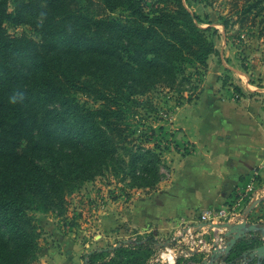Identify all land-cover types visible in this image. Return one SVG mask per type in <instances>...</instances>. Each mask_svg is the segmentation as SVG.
I'll use <instances>...</instances> for the list:
<instances>
[{
    "label": "trees",
    "instance_id": "1",
    "mask_svg": "<svg viewBox=\"0 0 264 264\" xmlns=\"http://www.w3.org/2000/svg\"><path fill=\"white\" fill-rule=\"evenodd\" d=\"M43 1L41 24L36 14L26 15L24 4L10 10L9 0H0V264L36 263L42 228L34 214L62 216L67 196L82 183L110 171L134 189H157L162 148L141 114L157 112L147 97L197 90L218 51L183 0H154L152 7L146 0H97L123 13L106 20L84 15L76 0ZM7 24L28 26L39 39L13 36ZM56 139L71 150L57 149ZM47 156H57L52 169L39 164ZM154 243L147 236L95 251L87 262L147 264ZM262 244L252 234L221 261L240 264Z\"/></svg>",
    "mask_w": 264,
    "mask_h": 264
},
{
    "label": "crops",
    "instance_id": "2",
    "mask_svg": "<svg viewBox=\"0 0 264 264\" xmlns=\"http://www.w3.org/2000/svg\"><path fill=\"white\" fill-rule=\"evenodd\" d=\"M226 67L217 65L218 73ZM230 69V84L243 96L218 76L197 100L174 112L169 136L174 148L166 153V177L158 189L129 204L103 206V237L85 255L50 248L40 251V264H88L87 255L127 247L141 235L152 236L158 250L175 240L170 246L178 252L177 264H205L210 251L190 249L181 237L189 227L198 234L209 231L201 226L205 212H226V218L210 225L214 231L206 236L208 242L225 237L227 224L264 227V198L247 216L253 201L244 206V198H253L264 181V66L249 73ZM255 235L264 242L261 233Z\"/></svg>",
    "mask_w": 264,
    "mask_h": 264
},
{
    "label": "rangeland",
    "instance_id": "3",
    "mask_svg": "<svg viewBox=\"0 0 264 264\" xmlns=\"http://www.w3.org/2000/svg\"><path fill=\"white\" fill-rule=\"evenodd\" d=\"M93 2L96 3L95 6ZM146 2L152 7L154 0H146ZM259 2L260 0H183L184 6L191 13L200 17L202 20L200 28L206 31L207 37L214 43L218 51L210 57L208 69L202 71V75L197 79V90L184 92L182 95L159 90L150 93L147 97L149 101H152L154 106L152 107L157 112L152 113V111H147L148 109H143L141 114L145 116L144 123L156 130L157 143L162 148L161 182L166 177V153L174 148L169 137L171 135L170 123L174 112L188 104L184 98L192 97V102H194L207 89L208 84L214 86L218 76L222 84L227 81V85L230 86V83L233 82L230 77L232 74L230 68L237 69L242 73H249L256 71L260 64L264 66V2L258 5ZM17 3L24 4L26 15L36 14L38 21L41 24L44 23L40 11L46 9V2L43 0H9L10 10H14ZM76 3L77 9L89 18L91 16L100 20L118 19L123 15L120 10L108 11L97 0H76ZM250 6H253V11L246 13ZM6 28L13 36L39 39L33 29L28 26L7 24ZM209 64H211L210 70ZM219 64L227 66V70L218 73L217 65ZM194 72L193 69H190L187 74L191 75ZM182 99L184 102L183 105H180ZM79 100L81 103H86L89 108L95 106L93 101L86 96L79 95ZM55 146L57 149L62 147L61 151L65 152L71 150L70 146L62 139H56ZM56 157L47 156L39 164L52 169L56 164L54 161ZM259 185L261 186V182ZM155 190L134 189L130 182H124L122 177H116L110 171L103 176H98L95 180L82 183L77 190L67 196L66 212L62 216H59L56 211H50L47 214H34L42 228L40 251L59 248L63 252L80 251L85 255L84 253L90 251V245L93 246L92 248L98 246V241H101L103 237L101 221L103 206L109 203L129 204L133 199L137 200V197L145 196L147 191ZM251 197L250 195L244 198V206L251 201ZM97 236L99 238L95 240ZM146 237L145 235L138 236L135 241L143 240ZM59 241L62 242V245L58 243ZM131 244L129 245L131 246ZM158 247L160 244L153 246L152 255L147 259V264L160 252ZM39 260L34 264H40Z\"/></svg>",
    "mask_w": 264,
    "mask_h": 264
},
{
    "label": "built area",
    "instance_id": "4",
    "mask_svg": "<svg viewBox=\"0 0 264 264\" xmlns=\"http://www.w3.org/2000/svg\"><path fill=\"white\" fill-rule=\"evenodd\" d=\"M264 198V181L261 182V187L257 191V193L251 198V201H256ZM226 218V212L220 211V212H213L208 211L201 215L200 221L201 226L207 228L209 231H214L210 225L214 224L218 221H221V219ZM209 231H202L201 233L195 232V230L191 227L187 228L184 234H181L184 238V241L187 242L188 247L190 249L196 248L197 250H209V254L212 257L213 253H221L223 252L228 244V239L222 235L214 238L212 242H208L206 239V236L209 234ZM186 235V236H185ZM175 242V240H173ZM171 241V244L173 243ZM171 244H166L165 246H162L160 252L156 255L155 259L151 261V264H177L178 258L177 253L175 251L174 246H170ZM160 248V247H159ZM209 256V257H210ZM212 260V259H211ZM207 261L208 264H210L212 261ZM219 264H225L224 262H219ZM241 264H248V262L245 260L244 262H241Z\"/></svg>",
    "mask_w": 264,
    "mask_h": 264
},
{
    "label": "water",
    "instance_id": "5",
    "mask_svg": "<svg viewBox=\"0 0 264 264\" xmlns=\"http://www.w3.org/2000/svg\"><path fill=\"white\" fill-rule=\"evenodd\" d=\"M261 203V200H256L252 203V205L245 211V215H249L253 209ZM217 228H219L217 226ZM224 228H227V232L225 234V237L228 240V244L226 249L221 253H214L212 256V262L210 264H219V260H221L223 257L229 255L234 248V246L239 242L240 240H243L248 237V235H252L255 233H261L264 241V227H258V226H248L246 222H243L242 224H238L236 226H230L225 225ZM244 259L246 261H257V264H262L264 261V242L263 244L256 248L255 250L249 252L248 254H245ZM223 262V261H222ZM225 263V262H224ZM205 264H208L207 262Z\"/></svg>",
    "mask_w": 264,
    "mask_h": 264
}]
</instances>
